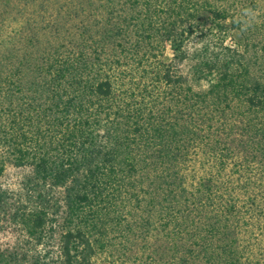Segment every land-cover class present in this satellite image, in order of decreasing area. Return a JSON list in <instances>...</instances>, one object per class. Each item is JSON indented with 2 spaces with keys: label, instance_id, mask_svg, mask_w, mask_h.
<instances>
[{
  "label": "trees",
  "instance_id": "1",
  "mask_svg": "<svg viewBox=\"0 0 264 264\" xmlns=\"http://www.w3.org/2000/svg\"><path fill=\"white\" fill-rule=\"evenodd\" d=\"M76 9L0 57V264H264V0Z\"/></svg>",
  "mask_w": 264,
  "mask_h": 264
},
{
  "label": "rangeland",
  "instance_id": "2",
  "mask_svg": "<svg viewBox=\"0 0 264 264\" xmlns=\"http://www.w3.org/2000/svg\"><path fill=\"white\" fill-rule=\"evenodd\" d=\"M82 2L88 0H0V57H36L42 56L41 51L51 46H69L75 40L76 25L69 13L75 14L73 9ZM46 21H52L55 27L41 35L42 31L38 33V29L41 30ZM37 34L39 43L30 44ZM188 68L185 65L182 69L187 72ZM29 174L27 169L8 166L0 178V189L19 190ZM1 240L0 236V243Z\"/></svg>",
  "mask_w": 264,
  "mask_h": 264
}]
</instances>
